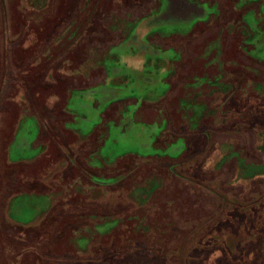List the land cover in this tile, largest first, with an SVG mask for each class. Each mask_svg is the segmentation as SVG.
Wrapping results in <instances>:
<instances>
[{"label":"rangeland","instance_id":"374dc122","mask_svg":"<svg viewBox=\"0 0 264 264\" xmlns=\"http://www.w3.org/2000/svg\"><path fill=\"white\" fill-rule=\"evenodd\" d=\"M145 1L0 0V264H264V0H182L216 16L177 42L175 67L154 71L169 88L145 108L166 128L134 123L123 103L97 118L91 100L72 127L101 125L95 154L26 166L76 144L56 122L78 74L97 80L104 68L114 79L122 65L112 60L128 49L136 60L161 51L138 47L136 35L120 43ZM138 87L114 88L113 99H135ZM102 89L90 98L100 102ZM145 108L135 118H150Z\"/></svg>","mask_w":264,"mask_h":264},{"label":"crops","instance_id":"0c3cea01","mask_svg":"<svg viewBox=\"0 0 264 264\" xmlns=\"http://www.w3.org/2000/svg\"><path fill=\"white\" fill-rule=\"evenodd\" d=\"M201 3L206 4L204 2H201ZM207 8L209 9L210 12L204 13L205 16L209 17L207 21H203L206 23L205 25L204 23H201L200 20L198 21L195 19L193 21L195 23L191 24L188 15L186 16V18L185 16H183V18L177 17L178 18L177 20L173 19L171 16L176 15L175 13L177 12H174V10H171V9L170 11H168L167 14L162 15V17L160 18V21H157L155 19V16L149 17L150 19L146 18L142 20L141 23L139 24L141 25V27L139 25L137 26V28L131 34L132 35L131 39L129 40V36H128V38L127 37L124 38V40H122L120 43L122 42L124 44L127 43L126 46L127 48H129L131 46L129 42H131L132 38L136 35V37L134 38V41L140 43L138 47L143 46L146 52H151V51H155L154 47L157 46L161 51L158 52L157 53L158 55L155 57L153 56L144 57L143 59H140V60H136L134 57H132L133 55L132 49H128L126 53L125 61L119 60L120 62H118L116 59H114L115 58L114 57L113 58L114 60L112 61H114L115 63H121L122 65L120 67L121 69H119L120 71L118 72L120 73V75H118L114 79H113V76H111L112 72H109L105 70L104 68L102 69L100 73L98 72L97 80H94L93 76L95 74L94 75L93 73L91 74V72H93V70L91 71V69H89V71L86 74H82L83 73L82 72L81 74L77 75V76H81L82 80L72 85V96L70 95L71 93H69L70 95L69 102H67V104H69L71 99L73 100L74 97H78L77 99L78 105H76L77 107L71 110L72 111L71 119L66 118L67 120L66 123L68 122L70 126L69 128H67L68 125L64 123L62 124V126H60V128L56 127V129L59 130L62 136L64 135V136L69 137V135H71L75 137V140H76V144L74 145V147H72V150L69 151V153L62 152V148L59 149V147H58V150L54 152V154H60V157H58L57 159L59 160V163H61V166L67 165L68 163V161L62 154H90L89 159L91 158L92 154H95V150H94L95 147L93 146L91 148L89 143L91 144L95 142L94 138H95L97 127L101 125L99 124L94 125L91 131L87 133H84L82 129H79V128L76 129L75 127H72V126L77 125L76 119L80 117L78 110L84 109V108L87 109V107H84V104H86L87 102L91 100L93 101V105L90 107V109L100 110L99 114L97 115V118L103 116L107 111H109V108L111 106L123 103L128 108L127 114H131V116H133L134 123L142 125L144 127H159L162 129L166 128L165 120L163 119L161 120L160 114L157 111H154L155 110L154 108L150 109V107H153V105L156 102L161 101L166 96L167 90L169 88V82H168V79L165 77L166 73H164V75H160V74L154 73V71H158L157 67L159 66L160 62L168 61L170 62L169 65H173L175 67L177 50L174 46L177 45V42H179L181 39L188 38L192 33L197 31L198 29L204 28V26H207V23L212 22L214 20L215 13H212L213 11L211 10V6ZM169 14H172V15L169 16ZM170 21H172L173 24L170 23ZM182 22H186L183 24L185 26L181 24ZM169 23L173 25L169 33L162 31L163 27L161 24H169ZM139 35H140V38H139ZM114 46L115 45H113L112 47ZM138 71H140L142 74H145V76H149V77L153 76L154 84H147V82H144L143 80L142 82L140 78L134 79L133 77ZM149 71H153V72H149ZM133 80H136V82ZM136 84L139 85L138 87L139 93H137L138 96L134 97L135 99H130L131 97L121 98L120 96H119L120 97L119 99H113L115 97L117 98V92L119 90V89L115 90L114 88H121L124 85H126V88H130V87L135 86ZM107 86L110 88L112 87V89H110V91H106L105 88ZM100 87H103L100 93V95H102V99L100 102H98L97 100L91 99L90 94L93 91L97 92V90L100 89ZM84 95L86 96V102H83L84 100L82 99V98H85ZM145 98L147 99V101L145 100ZM79 100L81 101L80 103H79ZM147 105H151V106L149 108H145L147 107ZM131 107H133L132 110H130ZM142 108L150 110V118H145V119L142 117L135 118L133 112L137 116L138 115L137 113H139V110H141ZM84 117L87 118L86 116ZM123 119H124V114L121 116V118L118 121H116L113 124L116 125L117 123H122ZM118 125L121 126V124H118ZM103 126L106 127V129L108 127L110 128L111 122L104 123ZM163 131L164 130H162L160 134H162ZM59 132L56 131L57 135H59ZM160 134L151 135L150 137L148 136L149 138L147 139V141H152V147H154V143L158 141ZM106 136H107V139L110 138L111 129H110V132H108ZM100 137H102V134L97 135L98 142L101 141ZM181 137L184 138L183 135ZM181 137H178V139L175 142H181ZM216 138L217 136L214 139ZM81 143H82V146H81ZM104 145H105V142H104ZM80 146H81V150L79 149ZM64 148L66 149L67 146H64ZM74 148L76 152H73ZM182 148L183 146L178 148V150L181 151ZM31 149H34V148L32 147ZM46 150L47 151L44 154L43 153L35 154L32 157L28 158L31 160L26 161V162H33L35 160L36 161L44 160V158L45 160H47L48 158H51L50 154L52 153L49 151V149L46 148ZM36 161L33 162V164L32 163L26 164V166L30 167L34 165L36 164Z\"/></svg>","mask_w":264,"mask_h":264},{"label":"flooded vegetation","instance_id":"af4514ba","mask_svg":"<svg viewBox=\"0 0 264 264\" xmlns=\"http://www.w3.org/2000/svg\"><path fill=\"white\" fill-rule=\"evenodd\" d=\"M145 1V0H144ZM149 2H150V5H149V3L148 2H143V4L142 5H134V8H133V10L134 11H137V13L139 12H145L143 15H140L139 17H137L134 21H132L131 23H130V25H129V27H128V32H126V35L130 32V30L131 29H133V31L137 28V26L141 23V21L142 20H144V19H146V18H149V17H152V16H154L153 14H154V12H157L158 10H163V13L164 14H167L168 13V11H170V9L171 10H174V12H177V13H175L176 15H173V16H171L173 19H178L179 17H182L183 18V16H185V18H186V16L188 15V17H189V19H190V22H191V24H194L195 22H193L194 21V17H196L197 15H200L201 13L202 14H204V13H206L205 12V10H203V9H201L200 7H198V6H200V5H198V6H195L194 4H190L188 1H182V0H148ZM199 1V0H198ZM158 2V3H157ZM239 2V1H238ZM134 3H136L135 1L134 2H132L131 4H134ZM140 3H142V2H140ZM208 5V4H207ZM210 6V5H209ZM207 7V6H206ZM177 8L178 9H180V11L178 12L177 11ZM211 8H214L213 6H211ZM215 10H216V8H214ZM206 10H208V8L206 9ZM212 10V9H211ZM156 15V14H155ZM170 15H172V14H169V16ZM216 16V15H215ZM178 17V18H177ZM150 19V18H149ZM170 23H172V21H170ZM161 24L162 25V27H164V26H170V27H172L173 25V23L172 24ZM211 22H209V23H207V25L208 24H210ZM206 23L204 22V25H205ZM205 27V26H204ZM165 28L166 27H164V29L162 30V31H164V32H166V33H169V31L171 30V29H169V30H167V31H165ZM199 30V29H198ZM133 33V32H132ZM126 35H125V37H126ZM128 36H129V34H128ZM106 37H109V36H106ZM116 36H114L113 38H115ZM122 37H123V35H122ZM110 39H111V37H110ZM122 41V40H121ZM244 42H245V40H244ZM247 52V51H246ZM249 55V54H248ZM251 58H253L255 61H257L253 56H251V55H249ZM176 60H177V56H176ZM175 60V61H176ZM257 62H259V61H257ZM260 63H264V62H260ZM69 97H70V95H69ZM68 102H69V98H68ZM66 108L67 109H65V114H64V116L62 117V121H61V123L59 122H56V127L57 128H60V126H62V124H67L68 126H67V128H69V126H70V124H68V122L66 123V118H68V119H71V115H72V109H69V104H67L66 105ZM103 128H104V126H103ZM64 136V135H63ZM64 137H66V136H64ZM94 138V137H93ZM94 140H95V138H94ZM106 143V142H105ZM180 147H182L181 145L178 147V148H180ZM64 150H62V152H65V153H69L64 147H62ZM95 150V149H94ZM178 154V153H177Z\"/></svg>","mask_w":264,"mask_h":264},{"label":"trees","instance_id":"16d2710c","mask_svg":"<svg viewBox=\"0 0 264 264\" xmlns=\"http://www.w3.org/2000/svg\"><path fill=\"white\" fill-rule=\"evenodd\" d=\"M245 40V39H244ZM264 64V63H263ZM68 98H69V96L67 97V102H68ZM66 105H67V103H66ZM66 105L64 106V112H62V115L64 116V114H65V109H66ZM49 147H51L50 145H49ZM58 150V147H55V144L53 145V147H52V150H51V152L52 153H54L55 151H57ZM63 156H65L64 154H63ZM93 155H91V157H92ZM50 157L51 158H48L46 161H49V163H51V160H54L55 161V163L56 162H59V160L57 159L58 157H60V154H50ZM66 157V159H67V156H65ZM69 160H71L70 158H68L67 159V161H69ZM69 163V162H68ZM72 165V164H71Z\"/></svg>","mask_w":264,"mask_h":264}]
</instances>
